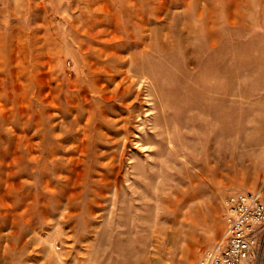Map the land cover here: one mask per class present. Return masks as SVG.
<instances>
[{
    "label": "rangeland",
    "instance_id": "374dc122",
    "mask_svg": "<svg viewBox=\"0 0 264 264\" xmlns=\"http://www.w3.org/2000/svg\"><path fill=\"white\" fill-rule=\"evenodd\" d=\"M264 201V0H0V264H200Z\"/></svg>",
    "mask_w": 264,
    "mask_h": 264
},
{
    "label": "built area",
    "instance_id": "2783aa9c",
    "mask_svg": "<svg viewBox=\"0 0 264 264\" xmlns=\"http://www.w3.org/2000/svg\"><path fill=\"white\" fill-rule=\"evenodd\" d=\"M224 231L200 264H264V201L258 191H231L223 198Z\"/></svg>",
    "mask_w": 264,
    "mask_h": 264
}]
</instances>
